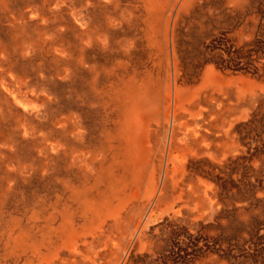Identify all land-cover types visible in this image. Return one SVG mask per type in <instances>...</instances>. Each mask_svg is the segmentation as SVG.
<instances>
[{"label": "rangeland", "instance_id": "rangeland-1", "mask_svg": "<svg viewBox=\"0 0 264 264\" xmlns=\"http://www.w3.org/2000/svg\"><path fill=\"white\" fill-rule=\"evenodd\" d=\"M136 1L0 0V264L42 261L21 231L55 264H264V0L181 12L175 63ZM127 80L158 94L148 154L92 219L73 193L108 190Z\"/></svg>", "mask_w": 264, "mask_h": 264}, {"label": "bare ground", "instance_id": "bare-ground-1", "mask_svg": "<svg viewBox=\"0 0 264 264\" xmlns=\"http://www.w3.org/2000/svg\"><path fill=\"white\" fill-rule=\"evenodd\" d=\"M104 1L109 2L110 0ZM201 1L209 0L136 1L139 3V10L145 15L148 38L150 40L161 39L163 49L166 50V60L174 63L177 61L175 38L179 25V14L181 12L190 11ZM224 1L229 5H236L241 2V0ZM209 74H212V71H209ZM188 94L193 93L189 90L186 91L178 87L175 88V101L181 106V108L186 109L185 107L190 101ZM111 96L116 103V107H118V112L121 116V120L116 128V135H118L121 140L120 145L116 149L118 157L115 159V162L107 167L101 166L102 168L100 167L101 169L97 176V181L104 179L103 181L107 182L108 190H106L105 193H99L100 196H98V198L90 197L88 191L75 190L73 193L74 196L80 200L82 211L91 215L92 219L98 217L100 212H102L104 206L107 204L106 199L108 194L120 192V186L124 183L125 175L128 172L130 173L133 182L139 180V176L135 172L136 166L142 163L145 154H148L146 144L148 143V136L150 134L148 125L145 124L144 121V115L147 111L149 112L150 109L157 106L159 102L158 94H156L151 80H148V82L143 84H137L134 81L127 80L122 84V87L116 88ZM175 112L176 110H174V114ZM194 134L199 137L198 139H202L205 136L202 134L200 127L197 131L194 130L192 132V135ZM142 135H144V137H142ZM184 137H187V135ZM181 148L186 150V147ZM113 167L117 168L119 173H115ZM71 217L72 214L68 212L64 217L63 222L58 227H50L49 232L51 234H48L49 237L51 236L50 238H52L54 234L60 237H72L75 235L76 229L72 223ZM47 238L48 236L46 235L42 237V239H34L29 235L28 231H21L20 234L12 240V249L14 252H16L17 249L30 250L33 253L40 255L42 261H40L39 264H55V261L49 258L50 249L47 252L41 251V246H43V243ZM47 248L49 247L47 246ZM69 262L61 261L60 264H68ZM72 263L77 264L76 260H72Z\"/></svg>", "mask_w": 264, "mask_h": 264}]
</instances>
